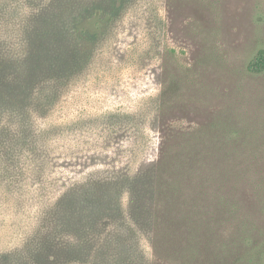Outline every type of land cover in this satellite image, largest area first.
Segmentation results:
<instances>
[{
	"label": "rangeland",
	"instance_id": "rangeland-1",
	"mask_svg": "<svg viewBox=\"0 0 264 264\" xmlns=\"http://www.w3.org/2000/svg\"><path fill=\"white\" fill-rule=\"evenodd\" d=\"M40 4L0 0V251L14 245L19 228L11 218L37 215L46 200L39 187L48 177L44 78L53 45L36 32L25 36L30 16L24 26L16 17L17 7L28 13ZM161 8L159 54L168 47L172 58L160 56L143 71L115 59L108 66L118 70L110 81L114 88L138 104L174 87L134 164L133 212L144 229L150 214L157 219L150 221L154 232H144L146 264H264V71L250 70L264 53V0H161ZM94 10L80 23L91 34L106 21L103 11ZM131 19L118 26L121 50L137 39L142 44L132 36ZM100 86L89 84L65 100L112 108L113 95ZM66 110L60 118H73L64 117L71 112ZM182 134L192 136L184 141ZM34 145L38 149L31 151ZM97 156L57 164L66 176L80 178L102 169L104 157Z\"/></svg>",
	"mask_w": 264,
	"mask_h": 264
},
{
	"label": "trees",
	"instance_id": "trees-1",
	"mask_svg": "<svg viewBox=\"0 0 264 264\" xmlns=\"http://www.w3.org/2000/svg\"><path fill=\"white\" fill-rule=\"evenodd\" d=\"M23 1L41 3L28 13L17 7L21 25L30 16L25 36L36 32V37L42 35L53 45L47 53L49 72L44 78V106L50 120L49 158L44 165L48 166V177L39 187L46 200L37 215L11 218L10 224L19 228L16 243L0 251V264H146L144 232L151 228L150 221L156 224L157 219L150 214L145 230L133 212L132 189L137 180L134 164L148 146L155 127L152 125L168 108L166 96L174 87L138 104L137 97L130 99L129 92L114 88L110 81L118 77L112 75L118 70L108 66H115V59L117 65L125 62L143 71L147 62L157 63L160 56L172 58L170 48H163L162 54L158 49L164 29L161 0ZM91 8L103 11L106 18L102 29L93 34L80 27ZM130 19L135 26L132 36L140 37L142 44L137 39L121 50L116 47L120 44L118 26ZM250 70L264 71V53L256 56ZM89 84L103 85L105 93L113 95L114 106L104 108L102 102L98 107H90L89 102L84 106L80 100L67 103L65 99L72 91ZM66 105L68 110L63 108ZM62 110L71 111L64 117L73 118H60ZM24 129L21 125L20 137L27 135ZM117 136L122 138L119 142ZM191 136L182 134L180 140L188 141ZM37 149L34 145L30 150ZM99 154L104 157L99 163L102 169L98 166L84 171L80 178L66 176L68 170L59 169L62 166L57 164ZM40 156L36 154L35 159ZM41 167L37 165V175H41ZM5 174L13 179L17 176ZM14 181L23 185L18 179ZM25 220L28 224L21 226Z\"/></svg>",
	"mask_w": 264,
	"mask_h": 264
}]
</instances>
